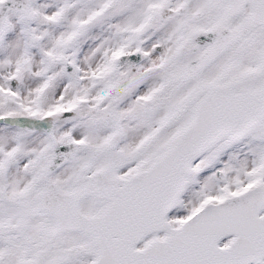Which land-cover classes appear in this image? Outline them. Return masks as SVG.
<instances>
[{"label":"snow or ice","instance_id":"snow-or-ice-1","mask_svg":"<svg viewBox=\"0 0 264 264\" xmlns=\"http://www.w3.org/2000/svg\"><path fill=\"white\" fill-rule=\"evenodd\" d=\"M0 264H264V0H0Z\"/></svg>","mask_w":264,"mask_h":264}]
</instances>
